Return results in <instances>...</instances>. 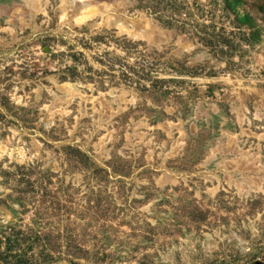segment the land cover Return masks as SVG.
Returning <instances> with one entry per match:
<instances>
[{
    "label": "rangeland",
    "instance_id": "374dc122",
    "mask_svg": "<svg viewBox=\"0 0 264 264\" xmlns=\"http://www.w3.org/2000/svg\"><path fill=\"white\" fill-rule=\"evenodd\" d=\"M0 264H264V0H0Z\"/></svg>",
    "mask_w": 264,
    "mask_h": 264
},
{
    "label": "bare ground",
    "instance_id": "6f19581e",
    "mask_svg": "<svg viewBox=\"0 0 264 264\" xmlns=\"http://www.w3.org/2000/svg\"><path fill=\"white\" fill-rule=\"evenodd\" d=\"M95 12H97V9L89 8L86 12H82L81 16L79 17V20L84 21L91 15L95 14Z\"/></svg>",
    "mask_w": 264,
    "mask_h": 264
}]
</instances>
